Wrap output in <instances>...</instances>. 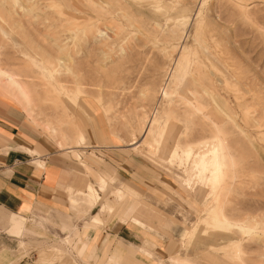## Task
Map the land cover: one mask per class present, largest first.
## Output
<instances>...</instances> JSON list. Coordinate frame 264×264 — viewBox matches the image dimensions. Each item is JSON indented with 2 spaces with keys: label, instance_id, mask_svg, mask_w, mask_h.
<instances>
[{
  "label": "rangeland",
  "instance_id": "374dc122",
  "mask_svg": "<svg viewBox=\"0 0 264 264\" xmlns=\"http://www.w3.org/2000/svg\"><path fill=\"white\" fill-rule=\"evenodd\" d=\"M0 98L60 148L77 151L81 130V159L68 155L90 166L92 182L103 161L123 180L116 156L137 162L132 204L162 227L141 228L143 237L181 238L169 264H264V0H0ZM96 119L112 135L104 149L87 138L91 128L100 141ZM148 127L165 138L159 151L172 127L178 150L215 135L218 178L186 184L177 160L141 157L157 155L139 143ZM128 196L120 220L132 209ZM105 198L117 204L109 191ZM97 207L69 203L62 215L46 211L48 220L28 216L21 230L0 223V264H107L84 253L87 243L77 247ZM104 214L102 226L117 218Z\"/></svg>",
  "mask_w": 264,
  "mask_h": 264
},
{
  "label": "crops",
  "instance_id": "0c3cea01",
  "mask_svg": "<svg viewBox=\"0 0 264 264\" xmlns=\"http://www.w3.org/2000/svg\"><path fill=\"white\" fill-rule=\"evenodd\" d=\"M99 120L96 119V125L100 133V141L91 128L87 130V138L89 142L97 144L94 145L95 147L104 149L112 142V135L106 122ZM113 147L133 150L131 147L122 145ZM76 148H78L76 152L60 148L53 139L31 124L21 108L0 98L1 225L21 230L22 227L23 229L26 227L28 216L35 215L48 220L46 211L53 210L62 215L66 213L69 203L76 211H78L76 208L78 203L87 204L86 211L97 205L96 212L91 213L84 221L87 228L84 236L87 242L82 239L78 241L77 247L81 252L85 251L87 243V246L91 248L84 253L87 252V255H90L95 252L98 258H103L107 264H154L156 262L154 260L169 264L170 257L174 260L181 250L179 247L181 238H177L176 243L169 238L143 237L141 228L162 230V227L141 217L136 212L135 205L132 204L137 194L135 189L137 185L132 182L137 181L139 176L137 162L116 156L118 165L124 166L121 168L122 173L132 181L123 180L113 164L103 161L95 173V181L92 182L89 178L92 173L90 166H81L73 162L68 155L71 152L78 153V159H81L78 152L80 146ZM144 153L146 152H138L141 157L152 162ZM90 165L94 164L90 163ZM66 169H68L69 178ZM101 176L106 180L103 191L97 189V179ZM162 183L169 186L167 181ZM88 184H92L98 193L97 199L92 203L85 198ZM107 191L114 196L117 204L113 205L107 201L105 198ZM127 196L132 209L130 208L131 211L128 209L120 220L122 213L117 212L118 206H122ZM105 212L109 214L116 212L117 218L102 226L106 218ZM62 228H66L65 223L62 224ZM81 262L95 264L93 261L87 263L82 260ZM16 264L27 263L17 262Z\"/></svg>",
  "mask_w": 264,
  "mask_h": 264
},
{
  "label": "bare ground",
  "instance_id": "6f19581e",
  "mask_svg": "<svg viewBox=\"0 0 264 264\" xmlns=\"http://www.w3.org/2000/svg\"><path fill=\"white\" fill-rule=\"evenodd\" d=\"M180 61H181V59H180ZM181 65H182V63H181ZM14 78L15 77H12V75H7L5 77L6 85L11 86V87H15L17 89L18 93L23 97L25 102H27V99H25L26 97H25V92H24L23 88L18 86V83L16 82V80ZM162 90H163V88H162ZM170 131H171L169 134L170 137H169V135L167 136V139H168L167 143L162 148V151H159L158 149H159L163 139H165V138L164 137L161 138V136H160L161 134H159L157 137H154L151 134L150 128L149 127L145 128L143 130V134H142L143 136L141 135L142 138H140L141 140L139 141V143L145 142V144L148 146V148L153 147L155 149V152H157V155H152L149 152L144 153V155L147 156L148 158L154 160L155 162H157L159 164H162V162L170 161L172 159L177 160L184 167L182 174L184 176L183 181L186 184H188L191 179L196 178L197 181L201 183L200 186L202 187V181L203 180L206 179L208 181L212 177L218 178V176H219L218 172H219V170L223 164L222 159H221L222 158L221 145L219 143L220 139H218L215 135H213L212 137H210L208 139H204V140L200 141L196 145L187 144L185 146H182L178 150L176 143H175V139H176V136L178 133V129H177V127H172V129ZM76 136H77L76 147L83 145V143L85 142L84 133L81 130L80 131L78 130ZM134 144L138 145L137 140L136 141L134 140L133 142L130 143V145H134ZM59 146H60V144H59ZM75 155L79 158L78 153H75ZM189 163H192L194 165V169H196L197 172L194 173L192 170H190L188 168ZM206 172L209 173L208 176L203 175V174H206ZM105 184H106L105 178L102 176L98 177L97 189L99 191H103L105 189ZM97 189L92 184L87 185L85 198L88 199L91 203L94 202L98 197ZM210 189H212L211 186H210ZM200 212H201V210H200ZM201 219H200V221H202Z\"/></svg>",
  "mask_w": 264,
  "mask_h": 264
}]
</instances>
